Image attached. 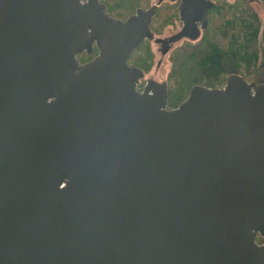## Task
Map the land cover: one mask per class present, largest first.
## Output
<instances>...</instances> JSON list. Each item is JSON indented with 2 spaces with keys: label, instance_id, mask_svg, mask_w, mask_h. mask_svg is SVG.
Returning a JSON list of instances; mask_svg holds the SVG:
<instances>
[{
  "label": "water",
  "instance_id": "water-1",
  "mask_svg": "<svg viewBox=\"0 0 264 264\" xmlns=\"http://www.w3.org/2000/svg\"><path fill=\"white\" fill-rule=\"evenodd\" d=\"M156 7L0 0V264H264V83L139 90Z\"/></svg>",
  "mask_w": 264,
  "mask_h": 264
},
{
  "label": "trees",
  "instance_id": "trees-1",
  "mask_svg": "<svg viewBox=\"0 0 264 264\" xmlns=\"http://www.w3.org/2000/svg\"><path fill=\"white\" fill-rule=\"evenodd\" d=\"M150 1L102 0L106 10L119 18H125L139 6H148ZM228 15H222L220 21L211 19L199 39L186 40L169 54L167 102L170 107L178 106L191 86L220 87L230 73H238L248 81L264 83V28L260 31L258 21L248 11L236 10ZM96 52L94 47L91 54L83 52L77 57L84 62ZM153 57L150 44L146 41L132 51L128 62L148 72ZM256 241L261 243L264 237L257 236Z\"/></svg>",
  "mask_w": 264,
  "mask_h": 264
},
{
  "label": "flooded vegetation",
  "instance_id": "flooded-vegetation-1",
  "mask_svg": "<svg viewBox=\"0 0 264 264\" xmlns=\"http://www.w3.org/2000/svg\"><path fill=\"white\" fill-rule=\"evenodd\" d=\"M210 1L212 2V5H211V7H209L207 9L206 27L208 26V23L211 19H216V20L220 21V20H222V15H226V17H228L229 16L228 14L237 10V11H248V12H250L255 17V19L258 21L260 31L262 30V28H264V22L261 19V13L264 14V0H210ZM180 2H181V0H151V2L149 3L148 6L137 7V8L141 7L143 9H147L148 7H150L153 4L157 5L156 10H155V14L152 16L151 22L149 25L150 31L152 33L151 38L150 39H144L139 45L148 41L150 44V47L152 48V44H155L156 48L159 51L161 56L165 57L167 55L166 60H168L170 52L176 46H178L179 44H182L186 40L187 41L189 40L186 37H179L181 27L183 24V22L180 18V15H179V10H178V5ZM103 4L105 5V3H103ZM136 9L134 10L133 13H135ZM105 11L110 16H112L113 18H119V17H114L113 15H111L106 10V5H105ZM133 13H131V14H133ZM131 14H129V15H131ZM129 15H127L125 18H127ZM125 18H120V19H125ZM197 25H198V27H200V22L198 20H197ZM206 27L204 29L200 30L199 37L201 36L202 32L206 29ZM166 28L171 29L170 34L161 35L163 33L162 30H164ZM172 28H174V29H172ZM199 37L197 39H199ZM196 40H194V41H196ZM262 45H263L262 42H260L261 48H262ZM128 59H129V57H128ZM261 60H263L262 55H261ZM148 73L149 72L144 71V76H146V75H148V76L147 77L143 76L140 79V81L138 83L139 86L141 83H143L142 84V86H143L145 84V81L148 78L153 79L156 84L161 82V81H157L156 79H154ZM162 81H165V80H162ZM166 84H167V82H166ZM142 86L140 88H142ZM166 107L168 109L174 108V107H170L168 105V102L166 103Z\"/></svg>",
  "mask_w": 264,
  "mask_h": 264
},
{
  "label": "rangeland",
  "instance_id": "rangeland-1",
  "mask_svg": "<svg viewBox=\"0 0 264 264\" xmlns=\"http://www.w3.org/2000/svg\"><path fill=\"white\" fill-rule=\"evenodd\" d=\"M102 1V0H101ZM151 2V1H150ZM261 19L264 22V14L261 13ZM174 29V28H172ZM170 30L169 28H166L163 31V33L161 35H167L170 34ZM160 35V36H161ZM152 52H153V64L152 67L150 68V70L148 71L154 79H156L157 81H162L165 80L167 82V77L169 75V68H170V63H169V59L166 60V56L163 57L160 55L159 51L156 48L155 44H152V48H151ZM171 53V52H170ZM159 61V62H158ZM148 75L144 76L147 77ZM225 83V82H224ZM224 85V84H223ZM222 85V86H223ZM221 87V86H220ZM138 89H141L140 86H137ZM188 95V94H187ZM187 97V96H186Z\"/></svg>",
  "mask_w": 264,
  "mask_h": 264
}]
</instances>
